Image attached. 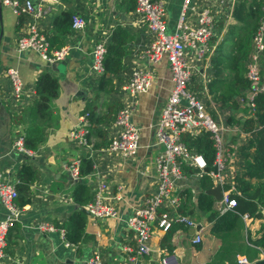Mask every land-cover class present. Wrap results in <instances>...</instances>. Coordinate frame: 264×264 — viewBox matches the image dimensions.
I'll list each match as a JSON object with an SVG mask.
<instances>
[{
  "label": "crops",
  "instance_id": "obj_1",
  "mask_svg": "<svg viewBox=\"0 0 264 264\" xmlns=\"http://www.w3.org/2000/svg\"><path fill=\"white\" fill-rule=\"evenodd\" d=\"M34 1L43 6V13L39 16L19 17L10 6L0 0V181L16 185L24 164H30L37 172V179L26 192L28 200L19 205L20 213L8 233L12 252L8 253L6 250L5 256L0 258V264L2 262L85 264L97 250L103 255L104 264H130L124 245H134L135 238L125 219L157 189L158 185L156 157L161 146L156 139V122L173 86L168 59L163 57L153 61L148 57L147 52L153 35L147 22L136 9V0H60L56 4L43 0ZM163 1L166 4L167 30L174 33L178 30L184 0ZM236 1L209 0L215 13L212 36V39L217 37L216 42L212 41L215 46L220 42L230 21H234L231 13ZM207 2L197 1L196 8L189 10L191 27L198 24L199 10ZM64 11L84 15L85 27L75 29L71 26L70 31L59 33L54 20ZM34 20L48 36L58 34L56 41L61 40L63 43L61 46H69L66 56L55 61L56 65L45 60L34 49L18 48V38L27 31L28 23ZM117 26L125 28L129 35L123 44L126 50L123 55L124 66L113 76L112 83L98 91L102 73H97L93 69L94 48L104 39L107 44L110 43L113 30ZM213 54L214 51L206 58L199 59L194 50L189 48L187 52V59L193 66L189 88L205 96L207 100L212 98L207 84L213 78L210 61ZM262 65L264 70V55ZM10 67L18 70L22 80L19 95L8 74ZM137 69L149 70L153 76L150 86L139 92L126 87L133 71ZM45 71L52 72L58 78L59 89L57 96L52 100V119L43 122L45 136L38 148L29 154L16 147L15 140L20 132L27 129L29 124L27 108L37 96L35 88L37 76ZM192 83L194 87L191 86ZM112 86L113 89H110ZM98 92L99 96L96 98ZM87 101L95 102L97 112L107 119L98 125L102 133L91 135L93 150L91 156L95 164L94 170L86 174L84 180L94 191L100 179L108 180L113 192L122 185L123 199L111 201L118 207V215L115 217L97 218L84 209L87 214L85 227L87 235L85 234L79 243L69 244L58 222L66 221L78 208L73 197L77 180L72 178L68 166L73 160L91 150V146H81L71 136V131L79 125ZM126 105L133 108L132 120L140 127L141 145L135 155L124 158L119 153L110 151L108 142L117 132L115 125L117 112ZM245 107L222 108L217 103L216 116L220 119V110H223L225 124L228 127L242 128L240 123L227 122L226 116L230 113L242 121L249 114ZM244 131L225 134L229 152L232 153L228 160L225 181L231 185H235V175L242 174L247 160L256 155L254 147L247 146L250 137L255 135L256 131H245L246 133ZM206 174L203 168L199 167V171L177 179L172 197L179 196L180 191L185 188L191 189L197 205L198 195L204 190L214 196L215 206L222 212V197L218 198L207 191L221 183L207 174L212 183L207 184L208 186L202 185L203 175ZM207 182L208 180H204V183ZM221 186L223 192L224 184ZM22 195L20 192L19 196ZM179 204L180 201L178 207ZM196 205L189 215L198 224H202V241L199 243L193 241L199 230L197 226L178 224L170 239L165 238L167 230L155 227L151 238V253L141 257L140 264H208L223 244V240L211 231L212 222L208 219L207 212ZM84 207L86 208V204ZM262 209L264 210V205ZM7 214L8 209L0 199V218ZM242 218L244 221L242 231H245V234L247 231L255 234L264 221V218H254L245 214ZM41 221L52 222L59 229L42 230L38 225ZM261 258L260 252L256 260Z\"/></svg>",
  "mask_w": 264,
  "mask_h": 264
},
{
  "label": "built area",
  "instance_id": "obj_2",
  "mask_svg": "<svg viewBox=\"0 0 264 264\" xmlns=\"http://www.w3.org/2000/svg\"><path fill=\"white\" fill-rule=\"evenodd\" d=\"M43 1L54 4L60 2V0ZM197 1L205 0L183 1L178 30L169 33L165 2L163 0H136V9L147 22L153 35L147 55L153 61L160 60L163 57L168 59L172 71L173 86L156 122V139L161 146L156 157L158 169L157 189L142 204L135 207L132 214L125 219L135 238L134 245H124V251L127 253V260L130 264H140V258L151 253V238L155 227L168 230L174 222H184L190 227L198 225L192 216L178 211L179 196L172 197L176 189V180L187 174L183 164L192 163L197 165L203 168L205 173L215 177L218 182L225 184V172L228 170V160L232 154L229 152L225 134L227 132H242L243 130L239 126L228 127L225 121L219 120L211 111L212 108H217V103L213 101L208 103L206 98L189 88L193 76V66L187 59L188 49L190 48L199 56H202L207 50L215 27V13L209 0L199 10L198 24L190 26L189 10L196 8ZM2 2L10 6L19 17L39 16L44 11L43 6L34 0H2ZM85 24L86 18L84 15L78 12L73 13L72 26L75 29H81L85 27ZM17 45L19 49L30 48L38 51L49 62L63 59L69 49L68 45L51 49L48 34L41 29L35 20L28 23L27 31L18 38ZM106 50V39L97 43L94 48L93 69L100 74L104 72ZM263 55L264 14L253 36L252 50L247 61V76L251 80L252 87L247 90L246 94L248 105L252 110L255 108V94L264 91ZM8 74L14 82L17 95H19L22 80L18 70L10 67ZM152 77L149 70H134L126 87L135 92L146 90L151 84ZM243 98L240 97L239 99ZM132 109V106L126 105L117 112L115 119L117 132L108 146L110 151L119 153L124 158L135 155L141 145L140 127L132 120ZM88 124L89 112L85 111L81 115L79 125L71 131V136L79 145L91 146L90 154L92 155L93 150ZM202 128H207L212 132L215 142L216 156L214 168L211 170H205L207 160L203 154L194 152L183 140L186 132L197 133ZM24 134L25 132L18 134L15 146L31 154L34 150L25 146ZM68 169L74 180L80 179V158L73 160ZM117 189L116 192L111 191L108 180L100 179L93 198L86 204L89 213L97 218L117 216L118 207L111 201L112 199H123V186L119 185ZM236 192H238V189L235 185L223 189V211L237 205V198L234 196ZM18 195L19 191L14 183L0 181V199L8 209V214L0 218V258H3L6 254L9 229L20 213L21 208L16 200ZM247 215L245 214V216ZM38 225L42 230L59 229L49 221H41ZM60 230L64 234V229L60 228ZM202 230L203 226L201 224L200 229L193 238L195 243L202 241ZM68 243L70 244V242ZM261 256L264 258V251L261 252ZM256 261L250 260L245 254H237V264H253ZM85 264H104L103 255L97 250L86 260Z\"/></svg>",
  "mask_w": 264,
  "mask_h": 264
},
{
  "label": "trees",
  "instance_id": "obj_3",
  "mask_svg": "<svg viewBox=\"0 0 264 264\" xmlns=\"http://www.w3.org/2000/svg\"><path fill=\"white\" fill-rule=\"evenodd\" d=\"M231 14L234 21H230L227 25L220 42L216 44L215 54L210 58L213 78L209 80L207 86L213 102L218 103L222 108L231 106V108L238 109L240 107L239 98H247L246 89L252 87L251 80L247 76V61L252 50L253 36L264 14V0H237ZM72 15V11H64L55 17L54 24L59 33L70 31ZM127 33L123 27L114 28L112 40L107 44L104 56V72L101 75L98 91L112 83L113 76L119 73L124 66L123 55L126 50L123 44L129 36ZM58 37V34L49 36L51 49L61 47L63 44L61 40L56 41ZM216 39H212V41L216 42ZM227 41L234 43L232 53H227L224 50ZM191 86L194 87L193 83ZM35 88L37 96L27 108L29 124L24 134L25 146L33 150L38 148L45 136L43 122H49L52 119V100L58 94L59 80L52 72L45 71L37 76ZM110 89H113V86ZM98 96L99 92L96 94V98ZM211 99H208L207 102L210 103ZM254 100V110L247 105L245 110H249V114L242 121L230 113L227 119L230 124L240 123L245 131H256L255 135L250 137L247 145L254 147L256 155L247 160L242 174L235 175L234 183L238 192L234 196L237 198V205L221 212L215 206L213 195L204 190H201L198 195L197 205L207 212V217L212 222L211 231L223 240V244L208 264H237V254L239 253L247 255L250 260L254 261L259 257V253L264 251V221L255 234H252L251 231H247L245 234V231H242L244 228L242 215L248 214L254 218H264V210L262 209L264 205V91L257 92ZM83 111L89 112V124L87 125L89 137L91 138L93 133H102L98 125L107 118L97 112L95 102L87 101ZM211 111L214 116L217 115L216 109L212 108ZM183 140L194 152L201 153L206 158L205 170L214 168L216 147L212 132L209 129L202 128L197 133L186 132ZM111 142L112 139L108 145ZM94 164L95 161L90 152L80 157L81 178L77 180L73 190V197L78 208L66 221L58 222L59 227L64 229L65 239L72 244L79 243L86 234L87 214L83 206L93 198L95 191L84 180V176L94 170ZM183 167L187 174L199 171L198 166H193L190 163H184ZM36 179V170L30 164H24L20 170V180L16 183L19 193H23L22 196H17L18 205L27 202L26 192ZM202 179V185L206 186L212 183V179L207 174L203 175ZM204 180H208V182L204 183ZM229 186L231 183L225 182L224 187ZM193 198L194 194L191 189L181 190L178 211L183 214H191L196 205ZM178 224L187 226L184 222H174L172 227L166 231L165 238H171ZM7 240L6 250L10 253L12 250L10 249L9 235H7ZM1 264L8 263L2 262Z\"/></svg>",
  "mask_w": 264,
  "mask_h": 264
},
{
  "label": "rangeland",
  "instance_id": "obj_4",
  "mask_svg": "<svg viewBox=\"0 0 264 264\" xmlns=\"http://www.w3.org/2000/svg\"><path fill=\"white\" fill-rule=\"evenodd\" d=\"M234 43L233 42H229V41H227L226 43H225V46H224V50L227 52V53H232L233 51H234V47L232 46ZM214 51V54H215V52H216V46L214 45V43L212 42V38L210 39V41H209V44H208V47H207V50H206V52L202 55V56H199L195 51V54H196V57H198L199 59H203V58H206L207 57V55L209 54H211L212 52ZM212 56V55H211ZM207 90V89H206ZM204 98H206L205 96H204ZM248 105V101H247V98H243V99H240V109H242L244 106H247ZM238 115H242V113H237ZM220 115H221V117H220V119H223V121H225V119H224V115H225V113H224V111L222 110H220ZM228 116H226V118H227ZM219 119V120H220ZM194 229V228H193Z\"/></svg>",
  "mask_w": 264,
  "mask_h": 264
},
{
  "label": "water",
  "instance_id": "obj_5",
  "mask_svg": "<svg viewBox=\"0 0 264 264\" xmlns=\"http://www.w3.org/2000/svg\"><path fill=\"white\" fill-rule=\"evenodd\" d=\"M53 64L56 65V62H53ZM207 191L210 192V193H212V194H214V195H216L218 198H221L222 197V186H221V184H218L217 186H215L213 188H210ZM83 209H85L88 212V209L87 208L84 207ZM200 227H201V224L199 223L197 225V229H200ZM262 263H264V258L257 260L253 264H262Z\"/></svg>",
  "mask_w": 264,
  "mask_h": 264
}]
</instances>
